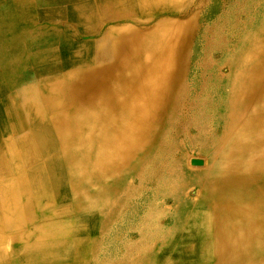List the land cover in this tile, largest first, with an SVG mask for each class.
Masks as SVG:
<instances>
[{
	"label": "bare ground",
	"instance_id": "1",
	"mask_svg": "<svg viewBox=\"0 0 264 264\" xmlns=\"http://www.w3.org/2000/svg\"><path fill=\"white\" fill-rule=\"evenodd\" d=\"M213 1L80 3L105 35L1 143L0 264H264V5L229 51L244 13L209 29Z\"/></svg>",
	"mask_w": 264,
	"mask_h": 264
},
{
	"label": "crops",
	"instance_id": "2",
	"mask_svg": "<svg viewBox=\"0 0 264 264\" xmlns=\"http://www.w3.org/2000/svg\"><path fill=\"white\" fill-rule=\"evenodd\" d=\"M28 1L21 7L22 0H0V149L13 120L26 123L21 92L39 91L42 82L55 80L91 54L88 43L93 40L78 33L79 14L87 5L79 0ZM11 114L19 117L10 120Z\"/></svg>",
	"mask_w": 264,
	"mask_h": 264
},
{
	"label": "rangeland",
	"instance_id": "3",
	"mask_svg": "<svg viewBox=\"0 0 264 264\" xmlns=\"http://www.w3.org/2000/svg\"><path fill=\"white\" fill-rule=\"evenodd\" d=\"M90 1V2H89ZM209 2L208 3H211L213 4V0H208ZM225 1L224 4L221 6V9L219 10V12H215V10L213 9V6H210L209 9H208V6H206L203 10V15H205L206 13L208 14L209 18L206 20V22H204V25L206 27H208L209 29H211L215 23H213V21H215L216 19V16H220L222 13H223V9L225 7H227L228 9L232 8L234 11H237V12H241L242 14L244 13V16L242 19L239 20V22H236V26H237V29L235 31V37L234 38H237L235 40H233L234 42H232V45L229 46V51H231V49L233 47H235V42L237 43L238 42V38H240L239 36H243L245 35L246 32H250L252 30V28L254 27L255 25V22L256 20L259 18L260 14L262 13V10H263V5H264V0H223ZM250 1V2H249ZM259 1V2H258ZM84 4H91V5H97L98 3L101 2V0H83L82 1ZM236 2V3H234ZM255 4H254V3ZM261 2V3H260ZM232 3V4H231ZM249 3V4H248ZM263 3V4H262ZM235 4V5H234ZM248 4V5H247ZM240 5V6H239ZM250 5V6H249ZM234 6V7H233ZM238 6V7H237ZM236 7V8H235ZM226 8V9H227ZM253 8V9H252ZM247 9V10H246ZM251 9V10H250ZM257 9V10H255ZM260 10V11H259ZM209 13H208V12ZM211 11H214V12H211ZM249 12V13H248ZM257 12V13H256ZM259 13V14H258ZM250 14V15H249ZM255 20V21H254ZM244 21V22H243ZM246 22V23H245ZM238 23V24H237ZM253 23V24H252ZM214 24V25H213ZM243 24V25H242ZM245 28V29H244ZM239 29V30H238ZM242 31H244V33L241 35ZM240 32V33H239ZM78 33L80 36H82L83 34H85L82 30H78ZM238 34V35H237ZM105 35V32L103 30L100 31L99 35L97 36H94V37H88L86 34L85 36L88 37L89 39L93 40V41H96L95 43H97V41H101V39L103 38V36ZM91 43V42H89ZM88 43V44H89ZM79 44H81V47L84 45V42H80ZM78 45V44H77ZM90 46V44H89ZM197 52H195V55L194 57L192 58L191 60V71H190V75L191 77L195 75V68L201 64V56L199 55V48L197 47ZM212 62H217V63H220L223 61V58H212L211 60ZM220 85V84H219ZM217 85V86H219ZM219 101V96L217 95V100L216 102ZM198 148V147H197ZM195 148V149H189V148H184L183 149V154L185 155V160H184V163H185V167L186 168H192L194 170H203L207 164V156L205 155L204 156V153L202 151H200V149L198 148ZM189 152V153H188ZM190 153H193L190 154ZM195 161V162H194ZM192 166H191V165ZM198 167H197V166ZM205 165V166H204ZM200 166V167H199ZM148 197H144L141 199L142 201H145ZM134 213V212H133ZM135 222H130V224L128 225H131V224H134ZM134 229V227H132ZM29 264H48L46 262H39V261H35V262H30Z\"/></svg>",
	"mask_w": 264,
	"mask_h": 264
}]
</instances>
